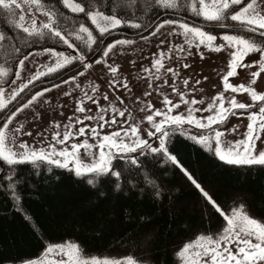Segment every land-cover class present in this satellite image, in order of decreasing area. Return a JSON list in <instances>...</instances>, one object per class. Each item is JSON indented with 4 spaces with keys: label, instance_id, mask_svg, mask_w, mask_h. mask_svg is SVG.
Returning a JSON list of instances; mask_svg holds the SVG:
<instances>
[{
    "label": "trees",
    "instance_id": "obj_1",
    "mask_svg": "<svg viewBox=\"0 0 264 264\" xmlns=\"http://www.w3.org/2000/svg\"><path fill=\"white\" fill-rule=\"evenodd\" d=\"M74 1L85 11L114 15L131 25L100 34L90 17L84 12L71 11L64 0H35L32 9L49 12L52 25L66 38L70 37V42L82 53H89L90 48L95 52L101 35L109 36L105 43L114 38L146 35L150 32L148 25L156 24L162 16L206 23L192 11V0H180L183 7L178 9L165 8L157 0ZM19 15V8L9 11L0 7V35L6 37L0 42L2 87L11 83L20 58L44 48H66L46 28L25 32L18 24ZM141 22L145 27H135ZM81 25L94 37L90 47ZM72 66L41 77L29 88L34 91L56 83L73 73L74 68L80 69L79 64ZM172 139L174 154L195 172L203 181L202 186L211 191L222 208L229 210V215L235 209L232 217L246 215L264 224V165L223 164L182 134L176 133ZM4 173L13 180L7 194L0 192V264L33 260L50 246L66 242L76 245L79 253L88 258H130L135 264H180L184 248L203 239L216 241L229 227L171 165L167 169L154 165L151 175L144 171L143 186L131 191L116 189L103 178L89 185L90 175L78 178L55 167L49 171L44 165L39 168L15 165L10 172L0 167V175ZM3 187L0 182V188ZM156 188L161 192L159 198H154Z\"/></svg>",
    "mask_w": 264,
    "mask_h": 264
},
{
    "label": "rangeland",
    "instance_id": "obj_2",
    "mask_svg": "<svg viewBox=\"0 0 264 264\" xmlns=\"http://www.w3.org/2000/svg\"><path fill=\"white\" fill-rule=\"evenodd\" d=\"M70 2L75 1L70 0ZM208 2H210V0H206V3ZM248 2L249 0H242L241 5L234 7L238 10ZM254 2L257 6V10L264 13V0H254ZM16 3L20 5L18 24L22 29L28 28V32H34L40 29L42 25L50 23L49 16L51 14L49 12L34 11L32 9L34 0H16ZM103 15L110 16L104 13ZM21 17H23V19H21ZM90 19L92 26L96 28L95 31L98 32L99 29L92 23L91 17ZM164 19L162 18L161 20ZM97 20L101 26L105 23L102 17H98ZM178 20L185 21L181 19ZM205 22L203 27H200L204 31H209L217 35V40L214 42L217 45L222 43L220 40L221 32L243 35L245 38H251L256 41L257 44H261V39L258 35L248 34L243 31L234 33L229 29L221 30L219 27H216L217 25L214 22H208L206 20ZM188 23L191 26H197L193 23ZM211 27H215V29ZM173 28H176V32H173ZM180 32L181 30L178 26L162 25L155 31H150L143 36L111 39L107 43H111L114 40H129L130 43L115 44L112 49L108 50V55L106 57H103L101 51L100 56L102 58H100L98 62L94 60L89 64L88 68H80L79 74L78 67H76L72 70L73 73L62 79L67 80L69 76H76L75 80L69 81L68 83H61L60 80L56 82L58 85L56 88H49V91L43 92L41 96L37 97L35 100H31V102H29L30 96L27 95V93L32 89L29 87L32 86L35 81H33V84L27 85L25 89L18 92L15 98L11 96L13 89L19 88L22 83H26L30 80L38 69L45 72V75L50 74L46 72V66L50 67L57 61L63 63V57L52 56L50 53L43 52V50L34 51L31 55H27V59L24 60L23 66L18 65L17 67L19 68V75L17 76L15 73L11 83L3 87L5 107L0 109V119L8 110H11L7 115L11 118L7 119L5 117L0 126L3 150L6 153L9 151L20 153L25 150L24 146H26L29 151L32 149H46L49 145L55 147L58 151L69 147L73 140L70 139L64 144H61L58 142V139L53 140V136L57 132L63 134L66 126L72 123V119L78 115H82L76 112L77 101L80 100L85 93H87L88 96H92L93 88L96 89V95L100 105L108 108L105 119L110 118L112 115L111 109L113 107L119 109L124 115L117 116L116 120L118 122H124L122 125L124 129L136 127L141 138L147 139V132L154 130L151 128L150 122L146 120L147 115H153V119L156 122L162 119L161 116L156 115L155 110H166L163 104V98L167 96L173 105L178 104V107L171 108V115L182 114L187 116L191 109V115L197 119H202L206 125L204 128H199L195 124L190 126L185 122L181 125L183 131L177 133L185 137L205 135L211 138V142L214 145L217 139L215 133L219 131L221 133L219 137L221 148L226 152L235 149L237 147V142H244L246 140L247 125L250 122L249 114L251 112L259 113V109L264 106V103L260 101L254 102L251 99L250 93L247 91H232L224 88L222 77L230 70L229 62L232 59L231 52L234 49L225 46L220 48L219 51H216L215 49H210L203 45L197 48L196 43L198 41H191V43H189V41L185 40V38L179 34ZM170 33L172 34L169 35ZM105 42L104 47L107 45ZM181 49L183 50L182 52L180 51ZM54 50L56 52H64L65 55L73 54V49H69L67 45L64 50ZM75 51L79 52L76 47ZM161 52L164 54V66L160 69L159 73H157L152 65L154 58H158ZM178 59L179 65L177 63ZM259 61L260 53L258 51L246 54L240 62L242 66L238 65L234 69H231L234 75L229 77V82L235 86L243 85L244 88L250 87L258 94L264 93V65L259 63ZM76 64L78 65L79 61L65 64L54 72L66 70L69 66L73 65L72 67H74ZM183 64H187L188 67L184 68L180 66ZM168 67H173L178 70L179 75L175 80L174 86L177 92L184 93V101H181L177 92L172 91L171 86L173 85V79L171 75L167 74L165 71ZM110 68H115L116 71L111 72L109 70ZM146 68L149 69L148 72L144 71ZM253 72L257 73L255 78L252 76ZM157 76H159L160 79H157ZM185 78L188 80L187 85L184 84ZM164 79L167 80V84L163 83ZM112 81H126L128 86L125 88L122 86V83H118L113 87L111 84ZM149 84L152 85L151 88ZM42 88L43 87L34 91L32 90V94H34L35 91H40ZM145 92L149 94L145 96ZM221 94L223 107L225 109L230 108V101H232L233 98L236 103H244L251 107L245 109L233 108L227 111L222 121L217 120L215 123L208 125L204 118L215 114L221 103ZM104 96H107V102L103 99ZM192 100H195L196 103H191ZM22 103L24 105L23 107H21ZM148 103L151 104V109L146 107ZM84 107L86 109H91L92 112L95 113V107L90 102L85 101ZM16 109H19V111H16ZM12 113H15V115ZM89 123L90 122L87 120L84 121V124ZM257 123H259V120ZM78 126L79 125H77V127ZM118 127H120L119 123L113 124L111 127L105 125L100 131L101 134H104L115 131ZM72 130L74 131V128ZM129 135L131 136V133H129ZM74 140L79 144V147L75 150V157L77 160L85 166L98 160L100 155V149L98 148L99 141L95 137L91 135L79 136L75 137ZM253 151L255 154H258L259 151H264V129H258V136L255 139V148ZM244 217L253 219L246 215L232 217V233H226L216 241H223L224 238H230L235 236L236 233H239L241 238L252 239L253 242H255V237H249L246 234L245 230L248 225ZM256 221L263 224L258 220ZM213 242L214 241L203 239L187 246L183 249V257L180 264H198L201 260H209V257L205 256L203 253L210 245L214 246ZM227 246L233 252L237 250L234 240ZM77 258L90 260V258L83 257L79 253L76 245L66 242L50 246L40 257L33 260H36L38 264H59L60 261H63L64 264H71V261ZM97 259L101 261V264H103L105 260L109 261V264H113V262H115V264H128L129 260ZM132 264L135 263L132 261Z\"/></svg>",
    "mask_w": 264,
    "mask_h": 264
},
{
    "label": "snow or ice",
    "instance_id": "obj_3",
    "mask_svg": "<svg viewBox=\"0 0 264 264\" xmlns=\"http://www.w3.org/2000/svg\"><path fill=\"white\" fill-rule=\"evenodd\" d=\"M35 2V0H34ZM158 3H163L165 8H182L183 5L180 0H157ZM67 7L73 12H84L85 16L92 18V23L96 25L99 29L100 34L109 32L111 29H116L120 26H131L128 21L117 18L116 16H105L101 12L85 11V9L79 3L70 2V0H64ZM242 0H210L206 3V0H192V11L197 15L203 17L204 20L208 22H214L219 26L221 30L229 29L232 32L247 31L249 33L258 35L261 39V44H257L251 38H245L243 35L228 34L227 32H221L220 40L221 44L217 45L214 42L217 40V35L212 34L209 31H204L202 28L197 26H191L186 21H180L178 19H164L156 24L148 25L150 31H155L162 25H175L181 30L179 33L185 40L198 41L196 47L199 48L201 45L215 49L219 51L222 47H230L234 49L231 52V61L229 62L230 70L227 74L222 77L223 85L226 90L230 89L232 91H247L251 95V99L255 101H260L264 103V93L258 94L252 88H244L243 85L235 86L229 82V77L234 75L231 69L240 65L244 56L249 52L258 51L260 53V61L264 65V13L257 10L254 0H249L248 3L241 6L238 10L234 7L241 5ZM0 7L11 11L13 8H19L20 5L16 3V0H0ZM102 17L105 22L103 26L98 22L97 18ZM23 19V17H21ZM50 23L42 25L43 28L48 29L50 36L58 37L59 40L67 45L69 49H73V54L65 55L64 52H56L51 48H44L43 52L50 53L55 57H63V63L57 61L52 64V66H46V72L52 73L57 69L63 67L65 64H70L73 61H79V68H88L89 64L95 60L98 62L100 58L101 50L103 57L108 55V50L112 49L115 44H127L130 43L129 40H114L111 43H107L104 47V41L101 35L99 43L96 44L95 52L90 51L89 53H82L75 51V47L70 43V37L66 38L62 35L61 31L55 28L51 23V15L49 16ZM82 32L88 33V44L89 47L94 42V37L88 28L83 25L80 26ZM135 27L142 28L145 27L143 22L135 24ZM28 32V28L23 29ZM173 32H176V28H173ZM170 33L169 35H171ZM6 40V37L0 35V42ZM183 51L182 49L180 50ZM32 53H29L31 55ZM163 52L159 53L158 58H154L152 67L159 73L160 69L163 68ZM27 57H22L19 59L18 63L23 66L24 60ZM179 65V59L177 61ZM255 63V62H254ZM187 68V64L180 65ZM242 66V65H240ZM111 72H115V68L109 69ZM148 72L149 69H144ZM167 74H170L173 79L172 91L177 92L174 84L177 76L179 75L178 70L173 67H168L166 70ZM79 74V69H78ZM16 75H19V68L16 70ZM45 72L39 69L32 75L31 79L26 83H22L19 88L13 89L11 96L16 97L17 93L25 89L27 85L33 84L39 77L44 76ZM255 78L257 76L256 72L252 73ZM76 79V76H69L67 80H61V83H68ZM157 79H160L157 76ZM122 83V86L127 88V82L112 81L111 84L115 87L116 84ZM163 83L167 84V80L164 79ZM187 78L184 79V84L187 85ZM58 85L52 83L48 87H43L40 91H35L32 94L30 90L27 95L30 96V101L35 100L37 97L41 96L43 92L49 91V88H56ZM34 87V85H33ZM151 88L152 85L149 84ZM149 93L145 92L144 95L147 96ZM180 96L181 101H184V93L177 92ZM103 99L107 102V96ZM85 101L90 102L95 107V113L91 109H86L84 107ZM191 103H196L192 100ZM163 104L166 107L165 111L159 109L155 110L156 115L162 117L159 122L154 121L153 115H147L146 120L150 122L151 128L154 130L147 132V139L141 138L137 132L136 127H130L124 129L122 127L123 121L118 122L116 120L117 116H123L124 113L119 109L113 107L111 109L112 115L109 119H105V114L108 112V108L101 106L99 99H97L96 89L93 88V95L88 96L87 93L77 101L76 112L82 115L76 116L72 119V123L66 126L63 134L57 132L53 136V140H57L61 144L69 141L73 142L69 147L63 150H57L55 147L49 145L47 148L25 150L20 153L5 152L2 147V134H0V167H6L10 172L12 167L20 164H30L35 165L39 168L40 165H44L49 171L52 167L62 169L66 172H71L74 176L78 178H83L86 176H91L87 179L89 185L93 184L94 181L103 178L104 180H109L113 183L116 189L127 188L129 191L134 190L140 186H143V182L146 177L143 175L144 171L152 174V169L154 165H160L167 169L168 165H171L174 170H179L189 184L193 187L199 197H201L205 204L210 206L215 210L216 213L220 215L222 220L229 225L228 228L224 229L226 233H232L233 229L231 225L233 224L232 216L236 214V210L232 209V215H229V210L222 208L214 195L210 190L206 189L203 185V181L195 175V172L187 168L173 152L174 141L172 136L177 132H182L181 125L187 122L188 125L195 124L199 128H204L206 125L202 119H197L191 115V109L189 110V115L184 116L182 114L171 115V108L178 107L173 105L171 100L165 96L163 98ZM23 103L21 107H23ZM5 107V101L3 99V87L0 86V109ZM146 107L151 109L150 103L146 104ZM212 107V106H210ZM251 107L244 103H236L233 98L230 101V108L225 109L223 107V99L221 94V103L214 115H209L206 118L207 124L211 125L217 120H223L227 111L231 109H245ZM19 111V109H16ZM15 115V113H12ZM250 122L247 125L246 140L244 142H237V147L235 149L225 151L220 146L219 137L221 133L217 131L215 136L217 137L215 144L211 142V138L205 135L188 136L186 138L191 139L198 145H201L211 153L216 159H218L223 164L241 166V165H253L260 164L264 165V151H259L255 154L253 149L255 148V139L258 136V129H264V106L259 109V113L251 112L249 114ZM5 117L10 119L11 117ZM87 120L90 123L84 124ZM259 120V123H257ZM120 124L115 131L101 134V131L105 125L111 127L113 124ZM77 125H79L77 127ZM74 128V131L72 130ZM131 133V136L129 135ZM91 135L95 137L98 141V148L100 149V155L96 162L85 166L75 157V150L79 147V144L75 142L74 138L79 136ZM151 141V142H150ZM86 143V141H85ZM18 178V177H17ZM12 176L4 173L0 175V182L4 184L3 188H0V192L7 194ZM161 192L158 188L154 190V198H159ZM13 198L15 194L13 193ZM248 227L245 230L247 236L255 237V242L252 239L241 238L239 233L235 236L226 237L223 241H214L213 245H210L204 250V255L209 257V260H201L198 264H264V224L258 223L255 219H249L244 217ZM233 240L236 243L237 250L233 252L227 245L231 244ZM23 264H38L36 260H26ZM59 264H64L60 261ZM71 264H101V261L96 257H91L89 259H74ZM103 264H109V261L105 260ZM115 264V262H113ZM128 264H132L129 258Z\"/></svg>",
    "mask_w": 264,
    "mask_h": 264
},
{
    "label": "water",
    "instance_id": "obj_4",
    "mask_svg": "<svg viewBox=\"0 0 264 264\" xmlns=\"http://www.w3.org/2000/svg\"><path fill=\"white\" fill-rule=\"evenodd\" d=\"M163 17H164V16H162L161 19H162ZM187 21H189V22H193V23H196V24H199V25H204V24H202V23H200V22L193 21V20H191V19H187ZM216 27H219V26L217 25ZM108 37H109V36H106V37L103 39V41L105 42V41L107 40ZM62 77H63V76H62Z\"/></svg>",
    "mask_w": 264,
    "mask_h": 264
}]
</instances>
